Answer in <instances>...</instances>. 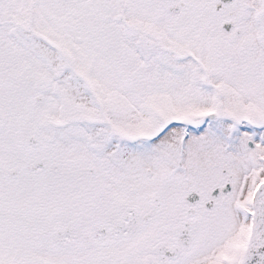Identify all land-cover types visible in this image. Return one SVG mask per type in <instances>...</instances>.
<instances>
[{"label": "snow or ice", "instance_id": "1", "mask_svg": "<svg viewBox=\"0 0 264 264\" xmlns=\"http://www.w3.org/2000/svg\"><path fill=\"white\" fill-rule=\"evenodd\" d=\"M0 264H264V0H0Z\"/></svg>", "mask_w": 264, "mask_h": 264}]
</instances>
